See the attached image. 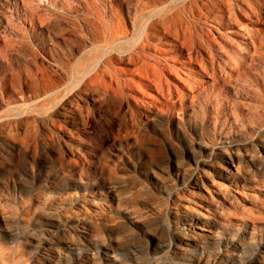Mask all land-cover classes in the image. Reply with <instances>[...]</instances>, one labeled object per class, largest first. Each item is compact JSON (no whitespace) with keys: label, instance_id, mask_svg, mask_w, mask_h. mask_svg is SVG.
Masks as SVG:
<instances>
[{"label":"rangeland","instance_id":"374dc122","mask_svg":"<svg viewBox=\"0 0 264 264\" xmlns=\"http://www.w3.org/2000/svg\"><path fill=\"white\" fill-rule=\"evenodd\" d=\"M147 1L0 0V264H264V28L243 19H264V0H225L243 38L210 44L174 0L200 41L193 66L153 49L174 33L134 21ZM135 49L160 71L148 88L122 71Z\"/></svg>","mask_w":264,"mask_h":264},{"label":"bare ground","instance_id":"6f19581e","mask_svg":"<svg viewBox=\"0 0 264 264\" xmlns=\"http://www.w3.org/2000/svg\"><path fill=\"white\" fill-rule=\"evenodd\" d=\"M224 1L225 0H191L189 2V4H186L185 6H183L181 8V9H188L190 11V13L191 12L192 13L195 12V10H196L195 13H197V11H199V14L197 13L198 16L196 15L198 17V19L200 21L202 20L203 22H205V23L207 22L208 23V24L206 23L207 26H205V27L203 26L204 28L202 30L203 31L202 32V36L205 38V41H207L208 43L211 41V38L215 35V33L222 35L221 31L225 32V33L226 32L232 33L234 39H237L238 42H241V40H242L241 38H243L241 32L239 31L240 27H239V29L237 27H235L234 23H232V19L230 20V17L232 18L231 15H233V13L231 14L232 8L229 7L230 5L228 7H227V5L225 6L224 3H223ZM173 2H174V0H148L147 2L140 3V5H138V6L136 5L137 6L138 15H136L135 18L134 17H132V18H134V21H137V17L139 19H141V20H144L145 17H148V16L149 17H154V16H156L157 17V21H155L153 23V25H151V28L153 27L154 29H156V30L153 29L154 31H157V27H156L157 24L156 23L158 22L160 24V26H162L163 28L165 27V28H167L166 30L174 33V36H172L170 34V32H169L168 35H171L173 38L170 39V40H164V41L162 39L160 44H159V45L162 44L161 46L157 45V47H155L154 46L155 44L153 45L154 46L153 49L156 48L155 51L160 56H162L164 58L176 57L177 60L178 59L180 60V58H181V60L184 61L186 63V65H188V66H193V63L196 62V61H199L200 63L204 62L202 54L199 51L200 41H197V39L193 38V35L189 32V27L186 26L187 24L186 25L184 24L183 17H182V14H181V9H178V6L176 7V5H175V7L173 6V8H170V5ZM227 2H228V0H227ZM229 2H231V1H229ZM237 5H238V3H236V6ZM231 6H232V4H231ZM202 9H204V12L202 11ZM253 9H254V7L251 9V14H249V16H245L243 19L247 20V25L251 26V28L257 29V31L258 30H263L262 28H264V19H260L261 16H258L257 14L256 15L258 16V18H257V16L254 17L253 14L255 12H257V11H254ZM234 11H235V9H234ZM243 12H244V9H243ZM260 12H261V10L259 11V15H260ZM234 13H236V12H234ZM246 14H247V12H246ZM234 16H235V14H234ZM233 20H235V18ZM138 21H140V20H138ZM237 22H238V20H237ZM197 23H199V22H197ZM238 23L241 24V21L238 22ZM206 24H204V25H206ZM133 28H135V27H133ZM166 30H165V32H168ZM162 32H161V34H162ZM150 33H148V34H150ZM108 34L109 35L107 37V40H109V41L107 43L110 42V43H112L114 45L115 43H117V42L120 43V42H122L124 40V38H125L124 35H126V31H124L123 28L119 24L110 23L108 25ZM260 35H261V33H260ZM129 36H131V35H129ZM215 37H214V39H215ZM223 37H226V36L223 35ZM70 39H71V37H70ZM74 40L76 41L74 43L80 44V41L78 39L77 40L74 39ZM148 40H146V41H148ZM146 41H145L144 44H142V46L147 45ZM213 41H215V40H213ZM251 42L252 41H250V43ZM156 43H159V42H156ZM204 43H206V42H204ZM238 45H239V43H238ZM142 46H140V47H142ZM218 47L221 48V45L218 46ZM148 48L150 49V47H148ZM223 49H224V47H223ZM54 51H55V54L58 53V51L56 49ZM122 52H123V50H122ZM126 54H128V53H126ZM141 55H144V54H141ZM128 56H129V58H127L128 59L127 62H124V61L121 62V59L119 61L122 63V66H121V67H123L122 71L126 72V75H127L126 81H127V83H129L130 86L135 85V82L137 81L136 78L138 77V78H142V80L144 82L143 87L148 88L150 86V84L153 83L154 79H156V76L160 77L159 76L160 75V71L158 70L157 66L152 65L150 62H147L146 60L141 58L140 49H138V50L135 49V51L129 53ZM208 57L210 58L211 63H213V65L211 64L212 65L211 71H209V70L208 71L211 72V75L216 80V82H220L224 78V74L223 73H224V65H225L224 62L225 61H224V59L219 57V55L217 54V51L216 52L215 51H213V52L210 51L208 53ZM117 59H119V58H117ZM214 64H215V66H214ZM150 67L152 68V70L150 69ZM165 68L168 69L167 71L169 73H175V69H174L173 65L169 64ZM207 68L208 67L207 66L205 67V64H203V63L200 66V70L202 72L203 71L207 72ZM186 71L188 72V74H192L189 70H186ZM165 72H166V70H165ZM75 73H77V72H75ZM176 73H177V71H176ZM187 77H189V76L187 75ZM186 79H189V78H183V76L182 77L178 76V77H176V80L173 83L174 85H172V86L174 87V89L179 91L177 86L180 85L183 82L185 83ZM92 100H93L94 103L96 102V98L95 97H93ZM72 113H74V112H72ZM205 164H206V166H208V165L210 166L211 165V164H208L207 162ZM220 168H221V172H222L221 178L224 179V180H231V179L235 180L236 178H239V176H240L238 170L235 169L234 166H233V170H236V171L228 170L227 168H224V167H220ZM202 171L206 174L207 169L204 168V169H202ZM178 174H181V173L178 172ZM222 185H223V183H221V182L213 181L214 192L220 198H225L227 193L225 192V190H224L225 188ZM99 199L101 200V202H104L107 199V196L101 194ZM187 207H190V206H187ZM81 208H83V207L81 206ZM205 210H206V212H209L208 209H205ZM206 231L212 232L211 229H207ZM46 255H49V254L46 253ZM47 259H49V258H47Z\"/></svg>","mask_w":264,"mask_h":264}]
</instances>
